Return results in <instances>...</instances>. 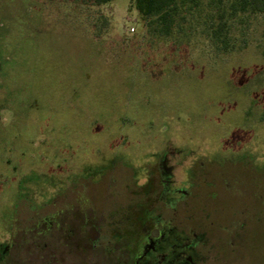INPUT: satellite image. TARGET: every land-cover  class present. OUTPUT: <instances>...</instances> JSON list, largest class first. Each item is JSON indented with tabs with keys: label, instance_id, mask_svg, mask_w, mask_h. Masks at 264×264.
Returning a JSON list of instances; mask_svg holds the SVG:
<instances>
[{
	"label": "rangeland",
	"instance_id": "374dc122",
	"mask_svg": "<svg viewBox=\"0 0 264 264\" xmlns=\"http://www.w3.org/2000/svg\"><path fill=\"white\" fill-rule=\"evenodd\" d=\"M231 29L235 47L220 53L202 36L176 46L154 41L130 0H0V230L20 179L42 188L59 161L82 173L101 157L137 165L172 148L184 161L211 163L206 175L218 182L230 180L229 189L217 183L216 191H200L213 195L207 204L215 225L249 203L243 191L253 197L248 264H264V208L254 198L260 175L217 167L235 153L264 154V15L245 16ZM121 171L119 178L130 173ZM103 178L101 205L108 202ZM17 210L11 251L28 264L30 220L45 210Z\"/></svg>",
	"mask_w": 264,
	"mask_h": 264
},
{
	"label": "flooded vegetation",
	"instance_id": "af4514ba",
	"mask_svg": "<svg viewBox=\"0 0 264 264\" xmlns=\"http://www.w3.org/2000/svg\"><path fill=\"white\" fill-rule=\"evenodd\" d=\"M175 153L165 148L137 165L120 155L101 157L102 167L94 161L84 166L83 174L72 161H59L42 188L30 189L20 179L13 213L0 230V264H19L18 251L11 249L21 204L45 210L39 221L30 220L28 264H83V255L90 259L87 264H248L246 238L256 223L253 197L243 191L249 203L228 210V220L215 225L207 204L213 195L203 197L200 191H216L217 183L229 189L230 180L221 177L218 182L206 175L211 163L184 161ZM227 157L217 161L218 168L232 165L260 175L254 179V198L264 208V154ZM125 168L129 175H115ZM104 176L108 202L101 205L96 188Z\"/></svg>",
	"mask_w": 264,
	"mask_h": 264
},
{
	"label": "trees",
	"instance_id": "16d2710c",
	"mask_svg": "<svg viewBox=\"0 0 264 264\" xmlns=\"http://www.w3.org/2000/svg\"><path fill=\"white\" fill-rule=\"evenodd\" d=\"M111 1L83 0L92 5ZM130 5L154 41L176 46L202 36L213 51L220 53L235 47L231 29L235 21L264 15V0H130ZM239 31L244 34L243 29Z\"/></svg>",
	"mask_w": 264,
	"mask_h": 264
},
{
	"label": "built area",
	"instance_id": "2783aa9c",
	"mask_svg": "<svg viewBox=\"0 0 264 264\" xmlns=\"http://www.w3.org/2000/svg\"><path fill=\"white\" fill-rule=\"evenodd\" d=\"M130 29L133 30V27H131Z\"/></svg>",
	"mask_w": 264,
	"mask_h": 264
}]
</instances>
